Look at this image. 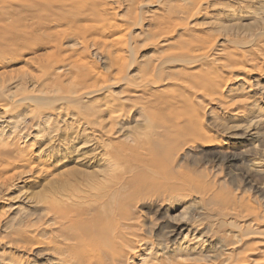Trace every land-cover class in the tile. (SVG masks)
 Listing matches in <instances>:
<instances>
[{"label": "rangeland", "instance_id": "obj_1", "mask_svg": "<svg viewBox=\"0 0 264 264\" xmlns=\"http://www.w3.org/2000/svg\"><path fill=\"white\" fill-rule=\"evenodd\" d=\"M188 2L0 0V101L4 95L48 96L52 87L55 90L84 75L89 76L91 88L103 82L114 84L109 101H115L114 108L102 112L104 122L95 128L78 120L73 109L58 112L59 104L47 100L22 102L18 108V101L11 100L10 110L0 108V145L25 151L34 165L0 156L1 238L26 220L44 227L30 241L46 238L43 233L52 227L43 215L47 200L80 196L79 201L87 202L102 194L110 197L114 190L120 198L130 193L137 196L130 181L140 180L143 174L155 183H165L169 179L157 173L161 162H169L180 175L217 187L223 197L230 191L250 202L264 200V0H208L187 25L162 29L161 18L167 9ZM210 37L218 43L207 58L191 67L193 54L183 51ZM193 53L196 59L202 57L198 51ZM203 72L208 74L204 81L199 77ZM147 79L166 84L157 88L139 85ZM202 84L225 86L222 103L218 101L224 106L217 101L208 103ZM144 89L150 91L142 95ZM100 97L94 104L105 103L107 98ZM123 100L129 103L123 105ZM164 106L192 114L191 131L200 134L195 144L207 145L190 151L187 144L176 140L167 148L157 144L167 152L159 158L146 143L154 141L150 128L156 129L157 119L164 118L160 110ZM219 150H229L234 159L208 163ZM150 185L135 197L138 201L133 207L126 208L139 212L148 223L156 218L147 212L146 198L158 193L157 189L150 192ZM171 193L163 200L166 210L157 220L158 224L172 220L184 225L176 242H169L170 249L177 250L173 262L194 264L192 258H201L195 263L221 264L240 254L246 264H264V221L246 226L245 220L236 218V223L228 224L229 215L212 225L211 219L198 218L205 216L204 210L191 190ZM190 216L196 217L193 225ZM218 222L227 224L218 226ZM238 223L243 224L241 228ZM136 228L128 234L133 241L144 236L143 227ZM220 238H225L223 252L212 246ZM146 239L150 243L136 242L128 264H159L167 258L166 249L151 243L153 235ZM22 253L27 264H53L51 256L47 260L38 249ZM208 254L219 256L211 263L206 260ZM5 258L0 264L6 263Z\"/></svg>", "mask_w": 264, "mask_h": 264}, {"label": "bare ground", "instance_id": "obj_2", "mask_svg": "<svg viewBox=\"0 0 264 264\" xmlns=\"http://www.w3.org/2000/svg\"><path fill=\"white\" fill-rule=\"evenodd\" d=\"M207 2L208 0H189V2L183 7L177 9H167V12H165L161 18V28L167 29L172 25H179L177 28H181V25H187L188 20H190L195 13L201 12L200 9L202 5ZM180 19L185 21H181ZM202 35L203 36L201 38L206 36L203 33ZM218 41L215 40L214 37H210L207 41L199 42L198 44L183 51L185 52L184 54H193L192 56L194 60L192 61L194 62V65L191 67L195 66L198 60L200 61L203 58H207L210 55V50L216 46ZM194 51L200 52L202 57L198 56L199 58L196 59V56L193 53ZM196 72L197 70H194V73ZM94 74H97L96 76H100L97 72ZM201 75L202 76L199 75V77H202L200 80L203 81L205 80L203 76H208L206 72H203ZM87 77L89 76H77L70 84L54 87L55 90H53L52 87V90L48 91L51 93H49L50 95L48 96H39L42 94L36 96L26 94L23 96L13 95L14 97L4 95L5 100L3 99L0 101V108L4 110L7 109V111L10 110L8 109V102H11V100L18 101L16 103L17 108L20 104L22 105V102L24 104H31L33 102L47 100L48 103L56 102L59 104L57 106L58 112L64 109H73V112L77 116L78 120H83L86 124H90L93 128H95L97 125H101L102 122H104L102 121L103 119L100 118L102 112L108 110V108L110 109L115 107V101H109L111 98L109 97L110 89L114 84H110L108 82L105 84V82H103L104 84L100 83L98 84V87L91 88L87 85ZM225 82L226 81H224V83ZM163 84L166 83L162 80L147 79L144 83H140L139 85L144 88L147 86L150 88H157ZM224 85H226V83ZM202 87L205 91L202 93H206L203 97L208 100V103L215 101L222 103L221 100L224 97L222 92L224 91L225 86L222 87L214 84H202ZM220 87H222V89H220ZM148 90L150 91V89H144L142 91V95L143 92H148ZM151 91L154 90L151 89ZM217 91L219 92L218 96L212 95ZM102 94L103 98H107L105 99V103L94 104L102 99V97H100ZM148 94H150V92ZM157 94L158 93H156V95ZM154 95L155 94H153V96ZM122 102L123 105L129 103L128 100H123ZM221 106L224 105L221 104ZM164 107L160 109L164 112V114H162L164 115V118L157 119L156 129L150 128L155 135L153 138L154 141L146 143L153 152H156V155L159 158L166 157L167 152L165 154L164 149L168 147V144L171 143L172 140H176L178 143L183 142L184 144H187L190 151L192 148L195 149L197 146L201 147L203 145H207L204 143L195 144V141L200 138V134L196 131H191V128L194 126V119L191 118L192 114H186L184 111L179 113L177 111L179 109L166 106ZM14 108H16L15 105ZM80 122L78 123L80 124ZM172 128L175 130L172 131ZM106 131L109 132L110 130ZM157 144L161 147L165 146V148L161 149V147ZM0 147V156L5 155V157H7L10 161L14 160L28 162L29 164L33 163L30 161L32 157L30 158V155L28 157L25 151L16 150L15 148H11L5 144H1ZM187 153L190 154V152ZM220 159H225V162H229L234 159V156L231 152H229V150L226 152L219 150L215 154V160L210 158L207 161L208 163H212V161L215 162ZM172 167L173 166L170 165L169 162L157 163V173L162 178L169 179L165 183H155L154 180L149 179V176L146 174H143L140 180L132 179L130 181V184L137 192H139L137 196L143 195V191L141 190L147 189L146 184H151L149 187L150 192L155 189L158 190V193L152 194L150 197L146 198L148 205L147 212L152 213L153 217L155 216L156 218L149 220V223L142 219L139 212L133 213L134 211L130 212L126 210L127 207H133L138 201V198H135L137 196L132 193L128 194L126 197L121 195L120 198L117 194V190H114L115 194L113 193L110 197L107 194H102V196L98 199H92V201L87 202L79 201L80 196H78L79 199L77 198L72 200H47L44 203L45 208L43 215L48 219V221L51 220L52 227L43 233L46 238L43 240L30 241L36 237L35 231H40L41 228H44L42 226L40 227V225H36V223H34L35 221L30 222L26 220L20 223L19 226L14 225L9 229L7 234H4L3 237L6 236L5 238L0 237V245L2 244V246H5L4 248H7V250L4 251L5 249L0 247V249L2 248L0 251V259L3 261V257H6L5 260L7 261L4 264H27L24 262V258L21 257L23 254L22 252L25 254L27 251L38 249V251L46 256L47 260L51 256L49 260L53 261V264H128L130 254L133 253V251L130 252L131 249H135L137 247L136 242L150 243V241L146 239V236L153 235L155 243L154 240H152L151 243L155 244L157 249H166L165 253L167 254V258H162L164 261H161L160 259L159 264H181L171 260V257L177 256L175 255L177 250L170 249L171 244L169 245V242H176L181 231L184 229V225L181 223H175L172 220H169V223L164 222L158 224L157 216L166 210V208H164L163 200L169 199L167 193L172 192L171 194H175L177 192H183L185 189L191 190V192L196 194V197L201 201V209L204 210L203 214L205 216H201V214L198 218H207L208 220L211 219L212 225L215 224L214 221H217V219L223 216L228 217L229 215L231 216L229 219L232 220H230L228 224H233L236 218L245 220L246 224H244L246 226L264 221V200L261 202L258 200L250 202L249 200L239 199V197L233 195L230 191L226 192L223 197V192L220 193V191L217 190V187L209 183H205L204 181H200L198 178L190 175H180L179 172ZM221 196L223 198H221ZM120 200L126 205L124 206L120 203ZM188 219L191 222V225H193L196 217L190 216ZM224 224L226 225L227 223L222 224L221 222H218V226H223ZM163 225L165 226L162 227ZM242 225L243 224H239L237 227L241 228ZM136 226L143 227L141 231L143 230L142 232L145 237L141 236L133 241V239L128 237V234L129 232H134V230L137 229ZM163 228H166L167 230L161 235L159 231L162 232ZM195 228L196 227H194V230L197 229ZM206 232L207 231H204L203 234L205 235ZM224 240L225 238L217 239V242H214L212 246L219 249L220 252H223L221 248L224 247ZM26 241L27 243H25ZM216 244L219 246H216ZM13 250L21 252V254H19L20 256L14 255ZM126 251L128 252L126 253ZM36 252L37 251H35V253ZM206 256H208L206 260L213 263L211 259H216L219 255L208 254ZM192 260H194V264H197L195 262L203 261L201 258H192ZM246 262L247 259L243 255L239 254V256L235 255V260L232 261L227 258L225 261H222L221 264H246Z\"/></svg>", "mask_w": 264, "mask_h": 264}]
</instances>
